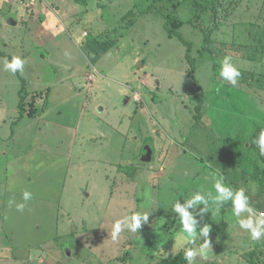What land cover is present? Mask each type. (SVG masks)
<instances>
[{
  "label": "rangeland",
  "instance_id": "374dc122",
  "mask_svg": "<svg viewBox=\"0 0 264 264\" xmlns=\"http://www.w3.org/2000/svg\"><path fill=\"white\" fill-rule=\"evenodd\" d=\"M146 1L0 0V264H169L191 247L172 205L212 190V172L264 212V160L257 182L225 154L244 139L264 158L251 143L264 129V0H211L214 10L165 0L184 40ZM203 28L215 53L201 52ZM8 54L27 60L23 73L4 71ZM225 56L242 72L238 88L219 79ZM146 143L150 162L139 161ZM24 190V211L9 207ZM202 208L197 231L221 229L196 264H264V239L232 226L230 204L217 216ZM132 212L149 219L113 241Z\"/></svg>",
  "mask_w": 264,
  "mask_h": 264
},
{
  "label": "clouds",
  "instance_id": "9594fccd",
  "mask_svg": "<svg viewBox=\"0 0 264 264\" xmlns=\"http://www.w3.org/2000/svg\"><path fill=\"white\" fill-rule=\"evenodd\" d=\"M51 15V13L49 14ZM55 21V17H53ZM27 60L20 56H12L9 60L3 58L4 71L23 73ZM242 72L239 67L233 63L231 56H225L220 62L219 79L221 83H228L233 88L239 87V79ZM137 99L138 94H133ZM254 143L259 148V154L264 156V129L259 132L258 138ZM211 167V165H209ZM212 177V190L204 191L203 189L193 192L185 202L181 204L176 200L172 205V211L178 214L180 222V230L177 234L178 240H183L185 245L191 247L184 248V259L187 264H196V260H207L212 251V245L209 238L210 227L204 226L197 231L198 221L196 219V209L203 205L200 214L211 212L212 216H217L225 205L230 204L231 219L234 220L233 227H238L249 234L252 242H258L264 239V212L258 211L252 205L251 198L244 188L234 189L225 182V177L218 173H209ZM33 198V193L24 190L22 193L23 203H16L14 199L8 201L9 207L15 204V208L19 212H23L26 203ZM192 210V211H190ZM149 219L147 212H132L124 218L114 222L111 231V239L117 241L121 233L125 230L132 233H138L142 224ZM203 238V242H202Z\"/></svg>",
  "mask_w": 264,
  "mask_h": 264
},
{
  "label": "trees",
  "instance_id": "16d2710c",
  "mask_svg": "<svg viewBox=\"0 0 264 264\" xmlns=\"http://www.w3.org/2000/svg\"><path fill=\"white\" fill-rule=\"evenodd\" d=\"M87 1L88 0H74V2H76L79 5H87ZM156 3H159V6H151L150 8H156V10L158 11L157 14L159 15H163V17H167L168 20L165 23V27L167 32L169 33L170 37H172L173 35H177L181 40H184V38L182 37V35L178 32V30L181 28L182 26V22L178 19L177 16L168 13L169 12V6H167L165 4V0H154ZM168 1V0H167ZM170 1V0H169ZM173 1V0H172ZM189 0H179L178 2H173V7L178 10L179 6L182 5V3H186ZM193 2L194 5H196L197 9H201L202 5L199 6V1L200 0H191ZM204 1V0H202ZM207 1L208 5H205V8H209L210 6H213V10L214 7H216L217 4L212 3L211 0H205ZM147 1L145 0V3ZM163 4H165V6L163 7ZM212 4V5H210ZM167 13V14H166ZM10 25V24H9ZM14 26V25H11ZM208 31V32H207ZM203 28V33L205 35V44L204 47L202 48V54H204L205 52L208 53H215L213 48H212V40L210 37L211 31L210 29L207 30ZM186 47H187V51H186V59L187 61L190 62L191 64V71H190V76L194 79L195 83H198L197 80L195 79V65L193 62V57L191 55L192 53V45L189 42L184 41ZM9 58H11V55L8 54L7 55ZM19 73V72H18ZM25 82V80L23 81V83ZM201 88L197 89V99L199 102V105H197L195 107L196 110V118L199 120L201 118L202 115V107H203V95L201 93ZM25 112L23 109V113L21 116H24ZM252 143V142H251ZM151 146L150 144H145V146ZM229 149L227 150L226 157L228 159V161L233 164L235 167L241 169L244 173H246V175L250 176L253 180L257 181V182H261V175L263 172V167L262 164H260V161L264 160V158H261L260 156H258V151L257 149L252 146L250 143H248L246 140L242 139V140H235L232 141L229 144ZM152 148V146H151ZM153 149V148H152ZM154 155V150H153V154ZM139 161H144L142 160V157H140ZM264 173V172H263ZM263 211V210H262ZM224 227V226H223ZM220 225L215 226L213 229L210 230V234H214L217 235L220 232ZM130 254V253H129ZM127 254L126 257H129L130 255ZM132 256V255H131ZM169 264H187V261L184 259L183 255H178L177 257H175Z\"/></svg>",
  "mask_w": 264,
  "mask_h": 264
},
{
  "label": "water",
  "instance_id": "95a60500",
  "mask_svg": "<svg viewBox=\"0 0 264 264\" xmlns=\"http://www.w3.org/2000/svg\"><path fill=\"white\" fill-rule=\"evenodd\" d=\"M8 23L10 25H14V26L17 25V21H15L14 19H10L8 21ZM152 154H153V149L151 148V146H149V145L145 146V148L142 152V160H144L146 162H150Z\"/></svg>",
  "mask_w": 264,
  "mask_h": 264
},
{
  "label": "crops",
  "instance_id": "0c3cea01",
  "mask_svg": "<svg viewBox=\"0 0 264 264\" xmlns=\"http://www.w3.org/2000/svg\"><path fill=\"white\" fill-rule=\"evenodd\" d=\"M10 20V19H9ZM9 24V23H8Z\"/></svg>",
  "mask_w": 264,
  "mask_h": 264
}]
</instances>
